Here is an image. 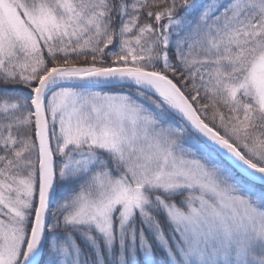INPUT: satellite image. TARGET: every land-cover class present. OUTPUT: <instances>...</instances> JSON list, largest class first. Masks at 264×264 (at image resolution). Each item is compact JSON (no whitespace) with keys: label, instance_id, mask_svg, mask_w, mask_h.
<instances>
[{"label":"snow or ice","instance_id":"6c2138e0","mask_svg":"<svg viewBox=\"0 0 264 264\" xmlns=\"http://www.w3.org/2000/svg\"><path fill=\"white\" fill-rule=\"evenodd\" d=\"M0 264H264V0H0Z\"/></svg>","mask_w":264,"mask_h":264}]
</instances>
